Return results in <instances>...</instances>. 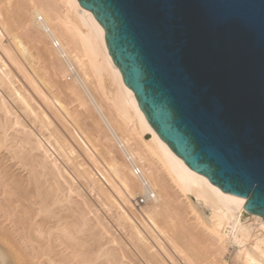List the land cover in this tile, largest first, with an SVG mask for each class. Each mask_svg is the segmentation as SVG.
Returning <instances> with one entry per match:
<instances>
[{
  "label": "bare ground",
  "instance_id": "bare-ground-1",
  "mask_svg": "<svg viewBox=\"0 0 264 264\" xmlns=\"http://www.w3.org/2000/svg\"><path fill=\"white\" fill-rule=\"evenodd\" d=\"M12 46L37 58L52 100ZM120 143L156 195L142 215L132 201L146 190ZM246 202L159 137L78 0H0V264H264V218L245 216Z\"/></svg>",
  "mask_w": 264,
  "mask_h": 264
},
{
  "label": "water",
  "instance_id": "water-1",
  "mask_svg": "<svg viewBox=\"0 0 264 264\" xmlns=\"http://www.w3.org/2000/svg\"><path fill=\"white\" fill-rule=\"evenodd\" d=\"M159 137L264 218V0H78Z\"/></svg>",
  "mask_w": 264,
  "mask_h": 264
},
{
  "label": "rangeland",
  "instance_id": "rangeland-1",
  "mask_svg": "<svg viewBox=\"0 0 264 264\" xmlns=\"http://www.w3.org/2000/svg\"><path fill=\"white\" fill-rule=\"evenodd\" d=\"M8 41V40H7ZM26 46H28V45H26ZM13 47V46H12ZM15 50V51H14ZM32 49H29V53H32V51H31ZM13 51L14 52H16V54H17V56H19V61L21 62L22 61V64H24V68L30 73V75L32 76V78L34 79V81L36 82V84L41 88V90H43V92L48 96V97H50V99L52 100V91L49 89V87H48V85H47V83H46V81H45V78H44V75H42L41 73H40V71H38V65H39V61L37 60V58H35L34 57V62L32 63L31 61H33V60H31V61H27V60H30L31 58H27V55L29 56V54H21V52H19L18 50L16 51V48H14L13 47ZM21 55V56H20ZM27 58V59H26ZM25 62V63H24ZM37 62V63H36ZM31 63V64H30ZM36 63V64H35ZM35 64V65H34ZM28 65V66H27ZM30 65H32V66H30ZM34 66H36V68L34 67ZM38 66V67H37ZM33 68V69H32ZM38 72H37V71ZM34 71H36V72H34ZM35 73H36V75H35ZM37 74H39V76L37 75ZM38 76V77H37ZM42 77V78H41ZM30 90H28L29 92L30 91H32V92H30L31 93V95H33L34 97V101L33 102H35L34 104L36 105L37 104V106H41V107H43L44 108V104H40V103H42V101L39 99V98H37L38 96L36 95V92H34L30 87H28ZM35 94H34V93ZM37 96V97H36ZM38 100V101H37ZM41 101V102H40ZM39 103V104H38ZM16 107V106H15ZM73 107V106H72ZM69 108H71V106H69ZM17 110V109H16ZM20 110H18V112H19ZM21 115H23L22 114V112L20 111L19 112ZM61 113L63 114V116H65L66 117V114H64V112H62L61 111ZM22 118H24V120H26L25 122H27L26 124L28 125V126H30L31 127V122H30V120L28 119V118H26L24 115L22 116ZM56 120H54V122H55ZM56 123L58 124V122L56 121ZM55 123V124H56ZM31 124V125H30ZM72 124V123H71ZM73 125V124H72ZM58 127H59V125H57ZM75 126V125H74ZM33 128V127H32ZM76 128V127H75ZM78 128L79 129H85L83 126H81V125H79L78 126ZM86 133H87V135H89L90 136V133H89V131H86ZM82 155V154H81ZM82 157H83V155H82ZM103 156H100V155H98V160L101 158V159H104V157L102 158ZM82 159V158H81ZM81 159H79V160H81ZM83 159H85L84 157H83ZM100 159V164L103 166V168L105 167L106 168V170L108 171V169H107V166L105 165L106 164V161H104V160H101ZM87 162V161H86ZM102 180V179H101ZM79 181V180H78ZM102 182H104V180H102ZM105 183V182H104ZM82 184V185H81ZM84 184V182L82 181V183L81 182H79V185H80V187H81V189L84 191V193L86 194V195H88V197H89V199H91L92 200V202L93 203H95V205H96V207L100 210V212H102V214L105 216L106 215V213H104L105 211L102 209V207L100 206V204H99V202L97 201V203L95 202V198H94V196L91 194V193H89L86 189H85V186L83 185ZM84 187V188H83ZM86 191V192H85ZM89 193V194H88ZM91 194V195H90ZM140 195H142V194H140ZM139 194L137 195V197L138 196H140ZM93 197V198H92ZM136 197V198H137ZM132 203H133V201H132ZM104 211V212H103ZM105 217H107V216H105ZM113 226H114V229L116 228L117 230H118V228L113 224V223H111ZM3 249H4V246H3ZM4 251H5V249H4ZM7 251V250H6ZM233 251V250H232ZM13 262V261H12Z\"/></svg>",
  "mask_w": 264,
  "mask_h": 264
},
{
  "label": "built area",
  "instance_id": "built-area-1",
  "mask_svg": "<svg viewBox=\"0 0 264 264\" xmlns=\"http://www.w3.org/2000/svg\"><path fill=\"white\" fill-rule=\"evenodd\" d=\"M52 46L61 51V57L63 59V61L67 64L68 68H69V79L70 80H74V79H81L77 68L75 67V65L71 62L70 58L67 56V54L64 52V50L62 49L61 43L55 39H52ZM119 148L123 149L126 153H125V158L127 163L131 166L134 176L139 178L145 187L146 190V194L144 195H140L138 196L136 199H134L133 201V207L135 209V211L139 212L141 215L144 214L143 213V208L148 205L151 201L155 200L156 195L153 192L152 188L150 187V185L148 184L147 180L144 177V173L143 170L136 164L135 160L131 157V155L127 152L126 150V146L123 143L119 144Z\"/></svg>",
  "mask_w": 264,
  "mask_h": 264
}]
</instances>
